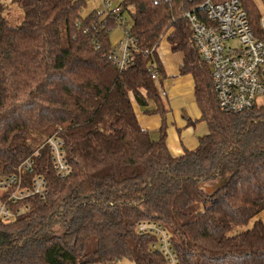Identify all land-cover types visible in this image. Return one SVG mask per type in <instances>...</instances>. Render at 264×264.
I'll list each match as a JSON object with an SVG mask.
<instances>
[{"label":"trees","instance_id":"16d2710c","mask_svg":"<svg viewBox=\"0 0 264 264\" xmlns=\"http://www.w3.org/2000/svg\"><path fill=\"white\" fill-rule=\"evenodd\" d=\"M4 1L0 175L39 151L34 175L46 179L49 194L0 225V264H166L151 249L156 238L138 234L142 222L167 230L181 264H264V246L255 248L264 222L239 231L264 211V104L238 115L220 110L211 68L183 17L209 0H125L135 11L137 48L123 72L109 59L107 29L116 23L102 28L95 13L83 18L84 0H11L23 10L17 27L6 20ZM240 1L264 41L257 5ZM165 38L184 55L180 73L194 78L209 127L198 148L179 157L166 144V123L153 141L133 106L154 103L165 117L159 85L166 73L157 53ZM53 136L64 142L71 168L64 179L43 147ZM203 183L214 184L213 192Z\"/></svg>","mask_w":264,"mask_h":264},{"label":"built area","instance_id":"2783aa9c","mask_svg":"<svg viewBox=\"0 0 264 264\" xmlns=\"http://www.w3.org/2000/svg\"><path fill=\"white\" fill-rule=\"evenodd\" d=\"M260 21L264 28V0H260ZM125 0H103V11L95 13L101 27L108 21L116 23L120 37L111 46L109 59L120 72L133 64L137 39L125 24ZM192 27L195 46L203 62L210 66L213 86L222 112L238 115L258 106L264 98V41L258 39L250 25L247 12L240 0L213 3L211 0L183 16ZM132 18L134 16L132 15ZM87 32V31H85ZM111 30L107 29V34ZM157 81L158 75L152 74ZM43 147L51 155L52 167L61 179L71 173L66 159L64 142L50 137ZM39 151L23 161L12 173L0 175V225L9 224L31 210L29 200H44L48 183L42 175H34ZM139 235H153L156 242L152 251L162 254L166 264H181L173 250L170 235L155 222L137 226Z\"/></svg>","mask_w":264,"mask_h":264},{"label":"crops","instance_id":"0c3cea01","mask_svg":"<svg viewBox=\"0 0 264 264\" xmlns=\"http://www.w3.org/2000/svg\"><path fill=\"white\" fill-rule=\"evenodd\" d=\"M157 53L166 73L165 80L159 85V94L166 110L165 117L154 112L157 109L154 103L140 107L133 102V106L141 127L153 141L160 140L161 128L166 123V144L171 155L179 157L187 151L196 150L200 139L209 134V127L202 121V112L196 102L194 78L180 73L184 63L183 53L173 52L166 38ZM257 244L261 245L255 246L256 249L262 248L264 241Z\"/></svg>","mask_w":264,"mask_h":264},{"label":"rangeland","instance_id":"374dc122","mask_svg":"<svg viewBox=\"0 0 264 264\" xmlns=\"http://www.w3.org/2000/svg\"><path fill=\"white\" fill-rule=\"evenodd\" d=\"M84 1L86 3V6H85L84 10L81 13L83 18H87L89 15H91L93 13H98V12H102L103 11V0H84ZM253 1L255 2L257 7H259V8L261 7L260 0H253ZM4 3H6V5L8 6L7 11L5 13L6 20L13 27L19 26L22 23V21H23V10L17 4L12 3L11 0H5ZM134 13H135L134 9L131 8V9H129V11H126L123 14V17L125 18V24L129 28H131L132 25H133L132 15L134 16ZM119 37H120V32H119V29L117 27L114 28L113 30H111V32L109 33L110 45H114V42ZM176 53L181 54V52H176ZM263 104H264V98H261L258 101V106L263 105ZM202 186L204 187L205 190H207L210 193H212L213 190L215 189L214 184H211V183H203ZM261 193H264V191L261 192ZM257 220H260V221L264 222V211L261 212L246 227H243V228L239 229V231L241 232V231H245V230L251 229L253 227V225H254V222L257 221ZM56 232L60 233V230L56 229ZM114 264H135V263L131 262V261H128V260H124V261L117 262V263H114Z\"/></svg>","mask_w":264,"mask_h":264}]
</instances>
